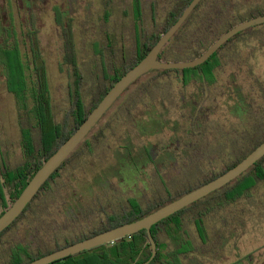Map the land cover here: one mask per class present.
<instances>
[{
    "label": "flooded vegetation",
    "instance_id": "flooded-vegetation-1",
    "mask_svg": "<svg viewBox=\"0 0 264 264\" xmlns=\"http://www.w3.org/2000/svg\"><path fill=\"white\" fill-rule=\"evenodd\" d=\"M191 1L0 0V97H12L14 113L12 136L0 118V212ZM259 17L264 0H200L157 61L194 60ZM185 70H151L129 85L42 185L33 212L3 234L0 255L13 234L10 251L25 259L139 220L224 174L261 143L264 23L233 35L203 64ZM166 81H174L173 88ZM256 163L173 214L181 223L170 234L191 242L187 256L199 264L212 263L225 243L235 245L251 211L262 214L264 177L257 167L264 170V160L252 169ZM161 231L170 254L175 243Z\"/></svg>",
    "mask_w": 264,
    "mask_h": 264
},
{
    "label": "water",
    "instance_id": "water-1",
    "mask_svg": "<svg viewBox=\"0 0 264 264\" xmlns=\"http://www.w3.org/2000/svg\"><path fill=\"white\" fill-rule=\"evenodd\" d=\"M199 1L200 0H192L189 3V5L185 8L182 16L159 39L155 46L150 50L148 55L115 83V85L105 95L98 106L88 115V117L80 125V127L37 170L26 187L20 193L18 198L0 216V233L8 228L17 219V217H19V215L24 211L26 206L33 199V197L37 194L41 186L65 161V159L71 154V152L81 143V141L85 138L89 131H91V129L95 126L97 121L109 109L112 103L129 85L135 82L139 77L151 70H185L197 67L207 61V59L233 35L251 26L264 23V17H259L251 19L234 27L233 29L222 35L219 39H217L205 53L194 60L179 63H161L157 61V55L159 51L177 31V29L181 26L191 10L199 3ZM263 156L264 141L260 143L236 166H234L224 174L202 185L201 187L181 196L171 203L157 209L147 216H144L134 222L126 223L116 228L104 231L88 239L71 244L67 247L61 248L48 255L39 257L27 264H51L55 261L65 259L81 252L88 251L99 246L108 245L117 240L129 237L142 230L146 231L152 250L150 258L142 264H149L156 255V245L150 232V229L153 225L175 214L176 212L194 203L195 201L205 197L209 193L228 184L230 181L249 169Z\"/></svg>",
    "mask_w": 264,
    "mask_h": 264
},
{
    "label": "trees",
    "instance_id": "trees-1",
    "mask_svg": "<svg viewBox=\"0 0 264 264\" xmlns=\"http://www.w3.org/2000/svg\"><path fill=\"white\" fill-rule=\"evenodd\" d=\"M162 73H170L173 71H161ZM181 72H190V70H183L179 71ZM190 80L185 79L181 81V85H184L185 87L187 85H190ZM173 85H175L174 81H166V87L167 88H173ZM264 141V138L261 140V143ZM260 143H258L254 148H256ZM248 151L246 155L249 153ZM264 160L262 158L260 161ZM240 161V160H239ZM239 161L231 162V165L228 167H232L235 164H237ZM259 161V162H260ZM258 162V163H259ZM252 167V169H256L257 164ZM257 172L260 174L261 177H264V170L263 168L257 167ZM24 177V176H23ZM25 179V178H24ZM29 180V179H28ZM31 180V178H30ZM46 185V184H45ZM44 186L41 187L37 195L34 197L32 202L26 206L24 211L19 215L18 219L25 214V212H30L34 208L32 205L33 201L38 198L39 195L44 192ZM26 187V184L22 185L21 190L16 193L10 205L8 207H5L4 210L0 212V216L12 205V203L18 198L20 193L23 191V189ZM45 197V196H44ZM43 197V201L45 200ZM194 206L191 205L190 207ZM45 207V206H44ZM188 207V208H190ZM44 209V208H43ZM33 212V211H32ZM40 215H43V210L40 209ZM32 214V213H31ZM16 219L8 228H6L3 232L0 233V238L5 234L10 228L14 226V224L17 222ZM181 223L179 215H173L170 218H167L163 220L162 222L157 223L152 227V237L156 244V255L153 258V260L149 264H199L197 257L191 258L187 256V254L192 252V245L190 241L184 240L182 236L172 235L176 234L178 232L177 226ZM161 226V227H160ZM197 226V225H196ZM113 229V228H112ZM167 229L168 236L171 237V240L173 243H175V249L170 253L166 254L165 249L168 248V243L165 238H162L161 230ZM104 231H107L106 229H103L99 231V233H102ZM181 237V238H180ZM52 250H47L43 254H38L35 256L21 258L18 253H16L15 250L10 251L9 259L2 261L1 264H27L39 257H42V255L50 254ZM151 256V249L150 244L148 241V238L145 234V231H140L138 233H135L129 237L117 240L113 242L112 244L103 245L96 247L92 250L82 252L78 255H75L73 257L79 258L77 261H71V258H67L63 261L55 262L54 264H142L146 262Z\"/></svg>",
    "mask_w": 264,
    "mask_h": 264
},
{
    "label": "rangeland",
    "instance_id": "rangeland-1",
    "mask_svg": "<svg viewBox=\"0 0 264 264\" xmlns=\"http://www.w3.org/2000/svg\"><path fill=\"white\" fill-rule=\"evenodd\" d=\"M55 85L60 86L57 79L54 80ZM12 97H0V106L4 110H1V123L4 126V130L7 135H13L14 128V113L12 111ZM2 111L5 113L3 114ZM4 115V117H3ZM171 118H175V115H170ZM261 197L264 201V187L259 189ZM262 204V203H261ZM262 214H258L259 211L254 209L249 213V217L244 225L241 235L236 237L237 241L235 245L233 242L224 244V249L220 251V255L212 256V263L206 264H264V202L261 205ZM257 214V215H256ZM29 235H25V238L29 239ZM16 236L14 234L9 238V248L4 250L0 255V264L2 263V257L10 254L12 245L16 242ZM20 237V236H18ZM17 237V240H18ZM208 258L207 260H209Z\"/></svg>",
    "mask_w": 264,
    "mask_h": 264
}]
</instances>
